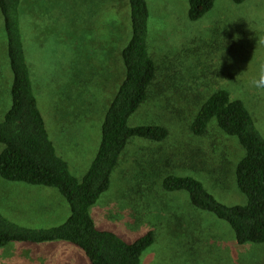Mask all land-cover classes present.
Listing matches in <instances>:
<instances>
[{"label":"rangeland","instance_id":"374dc122","mask_svg":"<svg viewBox=\"0 0 264 264\" xmlns=\"http://www.w3.org/2000/svg\"><path fill=\"white\" fill-rule=\"evenodd\" d=\"M149 46L161 68L149 101L130 125L163 123L164 143L134 137L91 208L102 230L127 242L154 231L142 264H264V243L240 244L228 222L192 206L185 190L164 191L165 173L193 176L226 205H243L235 179L243 154L214 123L206 136L191 131L200 105L219 89L242 99L264 136V0H215L197 21L188 0H146ZM22 19L39 104L58 154L82 180L100 146L107 107L125 68L121 50L132 36L129 0H24ZM12 71L0 11V121L11 107ZM4 145L0 143V152ZM0 212L28 228L63 224L70 205L57 188L0 176ZM3 264H90L66 241L11 242Z\"/></svg>","mask_w":264,"mask_h":264},{"label":"trees","instance_id":"16d2710c","mask_svg":"<svg viewBox=\"0 0 264 264\" xmlns=\"http://www.w3.org/2000/svg\"><path fill=\"white\" fill-rule=\"evenodd\" d=\"M23 1L0 0L6 53L13 75L11 107L0 121V143L4 145L0 152V176L8 181L57 188L70 205V215L59 226L28 228L8 220L0 212V248L14 241H66L81 249L90 264H142L143 253L155 242L154 231L127 242L115 232L100 229L91 216V208L109 189L112 174L132 138L164 143L171 136L169 127L163 123L137 126L129 123L151 98L161 71L150 52L147 1L129 0L132 36L120 54L125 78L106 109L98 152L82 180L71 173L67 160L58 154L46 126L24 34ZM188 1L191 21L202 18L215 4V0ZM262 78L264 75L259 82ZM214 123L243 149L235 166V179L247 202L226 205L202 181L175 171L164 174L162 187L166 192L187 191L192 206L228 222L240 244L264 243V136L246 102L233 98L224 88L213 92L200 105L191 131L206 136Z\"/></svg>","mask_w":264,"mask_h":264},{"label":"clouds","instance_id":"9594fccd","mask_svg":"<svg viewBox=\"0 0 264 264\" xmlns=\"http://www.w3.org/2000/svg\"><path fill=\"white\" fill-rule=\"evenodd\" d=\"M257 86H264V78L261 79V81L257 84Z\"/></svg>","mask_w":264,"mask_h":264}]
</instances>
